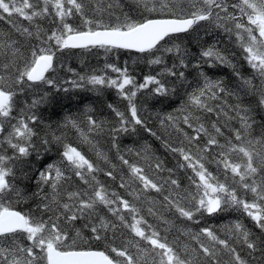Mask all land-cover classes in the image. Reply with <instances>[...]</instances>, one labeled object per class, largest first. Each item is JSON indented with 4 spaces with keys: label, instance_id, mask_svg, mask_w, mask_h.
Listing matches in <instances>:
<instances>
[{
    "label": "snow or ice",
    "instance_id": "obj_1",
    "mask_svg": "<svg viewBox=\"0 0 264 264\" xmlns=\"http://www.w3.org/2000/svg\"><path fill=\"white\" fill-rule=\"evenodd\" d=\"M0 264H264V0H0Z\"/></svg>",
    "mask_w": 264,
    "mask_h": 264
},
{
    "label": "trees",
    "instance_id": "obj_2",
    "mask_svg": "<svg viewBox=\"0 0 264 264\" xmlns=\"http://www.w3.org/2000/svg\"><path fill=\"white\" fill-rule=\"evenodd\" d=\"M123 59H124V56H121V60H123ZM96 60H99L100 63H103L104 62L103 55H100L99 57L93 56L92 57L93 64H95ZM74 63H78V61H74ZM109 95H111V94H109ZM125 143H129L130 144L131 140H126Z\"/></svg>",
    "mask_w": 264,
    "mask_h": 264
}]
</instances>
